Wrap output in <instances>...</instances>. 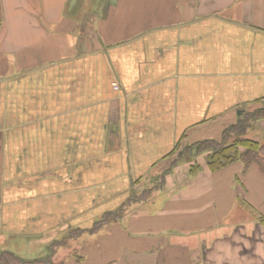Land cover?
I'll return each mask as SVG.
<instances>
[{
  "label": "crops",
  "instance_id": "obj_1",
  "mask_svg": "<svg viewBox=\"0 0 264 264\" xmlns=\"http://www.w3.org/2000/svg\"><path fill=\"white\" fill-rule=\"evenodd\" d=\"M262 105L264 0H0V252L264 264V177L181 152Z\"/></svg>",
  "mask_w": 264,
  "mask_h": 264
},
{
  "label": "trees",
  "instance_id": "obj_2",
  "mask_svg": "<svg viewBox=\"0 0 264 264\" xmlns=\"http://www.w3.org/2000/svg\"><path fill=\"white\" fill-rule=\"evenodd\" d=\"M254 121H264V107L257 108L251 112L243 111L236 121L223 129L219 138L202 140L195 143L196 154H205L207 167L211 171H217L234 162L242 164V173L250 167H255L264 177V141L257 140L249 135ZM199 165L195 164L190 171L195 172ZM142 197H134L133 200H140ZM122 207L103 213L100 219L94 222L92 231L100 229L101 225L118 222L123 213ZM256 220L264 226V216L260 215ZM75 257V256H74ZM80 259L75 258L73 264H86L84 257L78 254ZM0 264H69L65 261L54 263L52 257L27 259L20 255L5 250L0 252Z\"/></svg>",
  "mask_w": 264,
  "mask_h": 264
},
{
  "label": "rangeland",
  "instance_id": "obj_3",
  "mask_svg": "<svg viewBox=\"0 0 264 264\" xmlns=\"http://www.w3.org/2000/svg\"><path fill=\"white\" fill-rule=\"evenodd\" d=\"M262 107H264V105H262ZM252 110H254L253 107L247 108L244 111L251 112ZM226 127H225V124H224L223 126H219L218 129H215V134H214L215 138H219L220 135H221L220 134L221 131H223L222 129H224ZM219 129H220V131H219ZM249 135L251 137L257 139V140L264 141V121H254L253 124H252V126H251ZM195 148H196L195 145L190 147V145L187 142H183V144L181 146V152H190V151L191 152H195V150H196V152H198L197 149H195ZM195 164H197V163H195ZM139 194H140V192L138 194H135V195H139ZM139 196L142 197L141 195H139ZM123 212L124 211H122V213ZM100 217L99 218H95V219L98 221L100 219ZM87 220H90V218L87 217ZM95 221L91 222L90 223L91 224V228H87L86 230L92 231V229L94 227V222ZM105 225H107V224L101 225V227H103ZM78 234H81V231L80 230L69 229L68 231L59 234L58 237H55V239H53L52 242L49 243V246L50 247H48V249H43L42 252H39L38 254L36 253V254L33 255V257L27 258V259H34V258H38V257L39 258H42V257L45 258L46 256L47 257H50L51 256L53 258V262L54 263H57V262L66 261L65 259H68V257L71 254L74 255L75 258L80 259L78 257V249L72 243V239L73 238H76L78 236ZM23 258H26V257H23Z\"/></svg>",
  "mask_w": 264,
  "mask_h": 264
},
{
  "label": "built area",
  "instance_id": "obj_4",
  "mask_svg": "<svg viewBox=\"0 0 264 264\" xmlns=\"http://www.w3.org/2000/svg\"><path fill=\"white\" fill-rule=\"evenodd\" d=\"M115 89H118V86L116 84L113 85Z\"/></svg>",
  "mask_w": 264,
  "mask_h": 264
}]
</instances>
